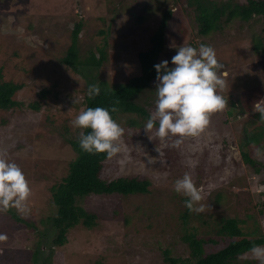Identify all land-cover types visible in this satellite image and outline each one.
<instances>
[{
  "label": "rangeland",
  "instance_id": "rangeland-1",
  "mask_svg": "<svg viewBox=\"0 0 264 264\" xmlns=\"http://www.w3.org/2000/svg\"><path fill=\"white\" fill-rule=\"evenodd\" d=\"M168 5L175 9L177 4L175 0H0V71L5 81L23 85L14 97L24 103L9 110L0 108V154L23 169L31 187L29 214L11 207L23 220L16 221L12 212L0 210V233L7 236L0 240V264H166V249L188 259L191 249L182 239L184 233L216 237L215 225L207 221L235 214L245 219L250 215L244 231H253V223L258 222V234H264V215L249 199L261 206L264 174L251 171L244 161L239 166L231 162L221 165L220 153L223 138L232 134V146L240 159L244 121L249 118L256 120L255 125L263 124L256 113L258 107H264V93L259 96L264 92V54L253 50V35L264 36V17L256 16L249 25L229 24L205 38L204 44L215 49L224 65L226 86L219 91L228 100L225 108L210 115L209 125L199 136L185 137L179 146H174L177 136L159 138L158 125L147 131L142 126L134 135L125 128L122 151L108 158L102 178L148 179L149 193L80 198L78 205L97 215L96 225L72 227L67 243L55 245L51 259L44 261L53 239L49 225L43 224L55 208L52 187L69 173L77 156L66 140L76 129L70 121L85 109L89 84L103 87L139 71V51L150 44L152 32L161 25L159 8ZM80 18L85 24L77 42L78 57L84 60L90 49L99 57L98 46L106 48L107 58L99 67L69 66L63 61ZM195 26V12L177 11L165 26L167 41L159 61L168 60L171 67L178 46L198 47L201 38L195 35ZM43 90L48 91L46 96L39 94ZM152 94L156 100L155 90ZM230 99L237 105L232 107ZM155 100L149 104L142 97L140 102L152 113ZM35 101L38 110L30 106ZM242 106L249 108L242 112ZM67 129L69 135H65ZM185 172L202 188L199 203L205 208L200 213L190 212L184 204L186 197L174 191V181ZM242 186L250 191L244 194V201L236 195ZM219 194L222 201L217 203L214 198ZM183 212L190 213L185 225ZM34 226L45 232L39 258L34 248L40 235ZM219 248L208 245L206 251ZM247 259L259 264L250 252L248 258H240L241 262Z\"/></svg>",
  "mask_w": 264,
  "mask_h": 264
},
{
  "label": "trees",
  "instance_id": "trees-1",
  "mask_svg": "<svg viewBox=\"0 0 264 264\" xmlns=\"http://www.w3.org/2000/svg\"><path fill=\"white\" fill-rule=\"evenodd\" d=\"M177 4L175 9L169 5L165 8L160 7L162 12L161 25L156 31L152 30L150 44L139 51L138 60L140 69L136 73L129 74L124 81L108 83L101 88V92L98 96L90 98L85 96V108L103 106L109 107L117 99L119 100V111L112 113L114 119H116L121 126L128 128L131 135H134V131H137L144 126L149 114L151 113L145 105L141 104L140 100L145 98L146 101L151 104L155 100L154 90L156 87V69L154 65L159 63L158 56L166 45V32L165 26L169 20H172L176 12L186 11L188 14L195 12L196 19V36L201 39L199 43H205V38L210 36L214 32L223 30L226 25H233L238 23L240 28L249 22L256 16L264 17V0H247L246 3H241L236 0H175ZM143 18L142 16L140 17ZM85 21L80 18L76 21L75 27L72 32L73 42L68 49L67 55L63 58L65 64L69 66H75L77 63L82 65H92L99 67L103 64L107 58L106 48L99 47L100 56L98 57L94 52V49H90V54L83 60L78 57L77 42L79 35L84 27ZM197 44V43H196ZM195 45V44H194ZM253 50L257 54H264V36L255 34L253 35ZM110 84V85H109ZM22 84L12 81H5L3 74L0 71V108L3 110H9L13 107L23 105L24 103L17 100L14 96L17 91L22 88ZM47 90L41 91V96H46ZM263 91L259 96L263 95ZM240 99V98H239ZM232 107L237 105V102L229 101ZM241 104H244L241 102ZM250 105V104H249ZM36 110L39 109V103L37 101L30 104ZM242 112L247 111L249 106L240 107ZM253 107H251L252 109ZM218 113V112H217ZM231 113V112H230ZM256 116L260 118V113H256ZM125 117V120H123ZM240 142L241 158L238 159L235 154L234 137L230 134L231 138H223L222 144L224 145L220 149L223 163L231 162L236 163L237 166L244 161L249 165L250 170L253 169L264 174V156L262 161H258V157L254 153V145H264V120L263 124L255 125L256 120L246 119L244 121ZM158 125V122H157ZM156 125V126H157ZM252 126H254L252 128ZM81 129L76 128L71 135L66 139L70 146L75 150L77 156L70 163L69 173L64 176L61 181L52 187L53 200L55 208L52 214L43 221V224L49 225V233L53 234L52 243L50 244L49 255L44 257V261L51 259L53 254V247L55 245L63 246L68 241V232L72 227L79 224H83L87 228H93L96 225L95 219L97 215L86 211L82 206L78 205L80 198L86 197L91 194H113L118 193L121 195L129 194H147L150 191L151 182L148 179L140 178L138 176H121L112 180H104L102 174L105 171L106 162L109 157L105 153H88L81 149L78 143V136L74 135L80 132ZM87 132L89 129H84ZM69 129L66 130L65 135H69ZM137 136L142 137L141 132H135ZM73 134V135H72ZM231 144V145H230ZM242 144V145H241ZM231 152V153H230ZM264 182V175L262 177ZM242 186L236 193L237 199L244 201V194H250L248 189ZM264 194V193H262ZM215 202L220 203L222 201L221 194L215 196ZM253 207L257 208L259 214L264 215V198L262 204L257 207V204L252 203L253 199L249 198ZM247 201V200H246ZM248 207V206H247ZM12 212V217L16 221L23 220L21 216H18L12 211V208L7 209ZM183 222L188 220L190 213H181ZM240 214L229 215L221 218L217 222H209L215 225V236L206 239L207 237H197L192 234L184 233L182 239L187 242L191 251L188 259L182 257H176L172 255L171 249L164 251L166 264H253V261L247 259L241 262L240 257L242 253L249 252V249L253 244H264V234H258L259 223L254 222L256 228L253 231H244L243 224L247 223L250 215L245 214V218H241ZM31 226V224H29ZM38 232L40 240L35 246V257L39 258L42 237L45 235L44 231ZM52 245V246H51ZM208 245L220 246L219 249H213L210 252L206 251ZM38 261V259H37Z\"/></svg>",
  "mask_w": 264,
  "mask_h": 264
},
{
  "label": "clouds",
  "instance_id": "clouds-1",
  "mask_svg": "<svg viewBox=\"0 0 264 264\" xmlns=\"http://www.w3.org/2000/svg\"><path fill=\"white\" fill-rule=\"evenodd\" d=\"M171 64L170 67L168 60H162L154 65L155 110L149 114L144 129L152 130L158 122L156 135L161 139L177 136L174 146H179L183 138L199 136L209 125L210 115L223 110L228 100L219 91L226 86L224 65L211 45L182 44L177 47ZM86 92L88 97L94 98L101 88L99 84L91 83ZM118 105L117 99L109 107L89 106L70 121L74 128L81 129L78 143L83 151L105 153L109 158L122 151L120 141L124 128L112 116L119 111ZM257 111L264 120V107H258ZM254 153L257 157L264 156V145H254ZM173 188L186 197L184 204L190 212L204 211L205 205L199 203L203 199L202 188L194 183L189 172L177 178ZM30 194V183L23 169L0 154V210L14 207L19 213L28 215ZM5 239L6 234L0 233V240ZM249 252L259 264H264V244H253ZM249 252L242 253L240 258H248Z\"/></svg>",
  "mask_w": 264,
  "mask_h": 264
}]
</instances>
